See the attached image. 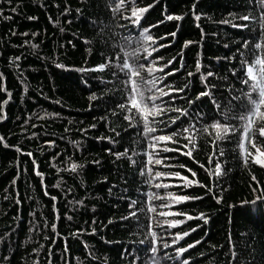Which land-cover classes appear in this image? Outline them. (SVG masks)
<instances>
[{
	"label": "trees",
	"instance_id": "1",
	"mask_svg": "<svg viewBox=\"0 0 264 264\" xmlns=\"http://www.w3.org/2000/svg\"><path fill=\"white\" fill-rule=\"evenodd\" d=\"M131 2L129 0V8ZM135 2L137 7L153 5L142 14L137 24L126 19L127 12L110 10L109 0H12L11 5L0 0V8L3 9L0 12V73L4 75L5 87L12 93L11 100L5 105L7 119L0 121V136L5 137L10 145H19L24 151H31L37 160V170L44 174L42 185L41 177L33 171L31 158L0 144V264H32L33 260L48 264L49 246L53 249L54 264H65L70 257L71 264H129L130 257H122L121 253L142 246L138 244L140 233L135 219H121L129 211V201L123 197L130 195L136 198L142 191L159 195L171 191L204 196L202 200L176 204L172 210H183L192 216L203 212L209 217L208 222L192 219L171 230L196 229L184 241L202 240L201 245L189 250L193 259H200L201 252L209 254L201 264H229L232 259L229 238L236 253L235 264H264V201L251 203L256 195L252 176L264 183V168L251 160L247 164L242 161L239 136L232 134L230 140L223 142L221 147L225 155L217 157L224 162L223 174L214 178L216 195L221 197L220 204L212 199L211 194L205 195V190L198 186L182 187L183 182L178 178L161 181L172 185L168 189L148 188L141 183L138 173V167L142 166L139 165L143 159L141 156L137 157L138 167L134 170L126 158H117L106 151H122L134 134L121 140L109 131L107 124L110 121L114 127L125 123L122 117L119 121L115 118H110V121L101 119L110 117L106 108L112 105L107 98L113 93L106 89H111L112 85H106L104 81L111 79V71L91 70L113 51V41L118 48L122 37L132 36L135 39L138 29L152 25L150 34L156 38L157 45H164L153 53V57H162L155 63L163 66L176 57L175 67L181 68L183 64L181 71L166 79L176 86L188 84L194 98L195 92L203 89L195 71L199 58L202 71L211 69L216 73L209 78L210 82L218 85L214 90L218 99L219 93L223 92V102L227 103L229 92L225 85L235 81L237 95L244 88L232 75V69H236L241 79L245 78L236 49L241 36L247 38L248 33L221 22L240 23L238 17L244 14L247 0ZM13 7L17 8L16 12H11ZM194 13L199 15V19L194 17ZM166 14L182 19L166 20ZM5 16H11V19H5ZM13 30L16 35H12ZM25 40L30 43L25 45ZM185 41L194 43L185 47ZM32 43L36 44L35 49L31 47ZM17 55L22 57L18 62L19 68L9 64V58ZM233 56L235 60L227 59ZM248 58L251 59V56ZM57 64L63 67L58 68ZM171 67L169 65L165 71ZM140 71L147 75L146 70ZM188 71H192L194 76L188 77ZM132 83L129 76L130 87ZM121 86L122 82L117 80L116 87ZM91 93H95L97 99L90 101ZM5 96V93H0V99ZM115 98L119 99V93L115 94ZM202 99L211 109L209 98ZM242 103H247L246 97ZM25 118L30 120L28 125H23ZM33 123L37 128L31 127ZM92 124L96 127L90 128ZM237 127L242 130L239 122ZM65 128L70 131L65 132ZM117 130L123 134V129L117 127ZM31 132H36L37 136L30 138ZM103 137H112L116 143ZM46 140L55 141V146L44 144ZM209 151L211 146L201 139L199 150L194 154L207 165ZM56 153L60 155L56 156ZM161 155L175 157L167 163L186 162L197 171L201 182L209 183L204 169L187 157L178 153ZM53 156H56L55 160ZM73 161L79 166L77 173H57L50 166L54 163L63 169ZM176 170L190 175L183 169L154 166V171ZM45 190L49 196L44 195ZM51 195L57 197L55 202L51 201ZM16 198L21 200L20 205L15 204ZM162 202L167 203V199L153 201L157 206ZM53 204L56 205L55 211ZM29 213L33 215L29 216ZM68 215L73 217L71 221L67 219ZM172 218L183 219L179 216ZM36 221H39V231L34 228L29 232ZM53 222L57 224L59 237L51 230ZM140 223H145L142 214ZM80 228L85 231L73 237L71 233ZM93 228L95 233H92ZM44 235H48L49 240L45 241ZM53 240L56 243H52ZM85 243L97 259L89 258ZM41 244L45 247L40 248ZM65 244L69 253L63 251ZM33 248L39 249L41 254L34 255ZM5 255L9 257L8 261L3 260Z\"/></svg>",
	"mask_w": 264,
	"mask_h": 264
},
{
	"label": "snow or ice",
	"instance_id": "2",
	"mask_svg": "<svg viewBox=\"0 0 264 264\" xmlns=\"http://www.w3.org/2000/svg\"><path fill=\"white\" fill-rule=\"evenodd\" d=\"M4 2L9 5L12 4V0H4ZM128 4L129 0H109L110 10L116 13L127 12L126 19L130 20L132 24H137L141 20L142 14L153 6L137 7L135 0H132L130 8ZM247 5L244 14L238 17L240 23L221 22L231 24L233 28L248 33L247 38L241 36L240 44L236 49L242 61V71L245 78L241 79L236 69H232V75L244 88L237 95L234 91L235 81L225 85L229 92L227 103L223 102V92L219 93L220 98L218 99L217 93L214 91L218 88V85L210 82L209 78L216 76V73L211 69L206 72L202 71L199 58L195 63V71L199 74L203 89L196 91L194 98L188 90V84L176 86L172 81L166 79L167 77H174L177 72L181 71L183 64H181V68H176L174 65L176 57L168 60L163 66L155 63L157 59H162V57H153V53L164 45H157L156 38L150 34V29L154 27L152 25L138 29V36L135 39L132 36L122 37L118 48L115 47L116 41H113V51L109 52L101 63L91 69L101 72H104L105 69L111 71V79L104 81L106 85H112L111 89H106V91L113 93V96L107 98L112 105V107L106 108V111L110 113V117H101V119L110 121V118H115L116 121H119L122 117L124 124H118L116 127L113 126L111 121L107 124L109 131L121 140L134 134V138L122 151H112L111 149H106V151L117 158H126L134 170H137L138 167L137 157L141 156L143 159L139 161V165L142 166L138 167V173L141 177V183L147 185L148 188L168 189L172 185L161 181L168 178H178L183 182L182 187L198 186L205 190V195L211 194L212 199L220 204L221 197L216 195V179L214 178H219L223 174L224 162L217 157L225 155L221 144L230 140L232 134H236L240 138L238 147L242 161L247 164L251 160L252 163L264 168V0H247ZM193 7H195V4ZM10 10L16 12L17 8L13 7ZM2 11L3 9L0 8V12ZM67 11L68 8L66 7L65 12ZM194 17L199 19V15L196 13H194ZM4 18L11 19V16H5ZM28 18L30 20L36 19L35 17ZM165 19L180 20L182 17L166 14ZM12 35H16L14 30ZM21 35H27V33H21ZM32 35L35 36L36 34L32 33ZM172 35L174 36L175 33H172ZM201 37L203 38V32ZM29 43L27 40L24 41L25 45ZM191 43H194V41H185L184 46L187 47ZM31 47L35 49L37 46L32 43ZM225 47H228V45H225ZM249 49H251L250 53ZM249 55L251 59L248 58ZM21 59L22 57L19 55L10 57L9 64L19 68L18 62ZM227 59L235 60L236 57L233 56ZM169 65L172 67L165 71ZM56 67L63 66L57 64ZM116 69H119V71ZM141 69L147 71L146 76L140 71ZM129 76H131L133 82L131 87L128 84ZM187 76L193 77L194 73L188 71ZM4 79V75L0 73V93L6 94L5 98L0 99V121L7 119L5 105L12 98V93L8 91L3 83ZM117 80L122 82L121 87H116ZM116 93H119V99L115 98ZM205 97L211 101V109L206 107V101L202 99ZM245 97L247 103H242ZM95 99H97L96 94L91 93L89 100ZM237 122H239V128L242 130H238ZM29 123V118L23 120V125ZM31 127L35 129L37 125L33 123ZM89 127L95 128L96 125L92 124ZM117 127L123 129V134L117 130ZM23 130L22 126L21 131ZM68 131L70 129L65 128V132ZM36 136V132L30 133V138ZM103 139H107L113 144L116 143V140L112 137H103ZM201 139H204L211 146V151L207 155V165L201 163L194 154L199 150ZM0 144H3L5 148H13L20 155L31 158L33 171L41 177L43 185L44 174L37 170V160L31 151H24L19 145L8 144L3 136H0ZM44 144L54 147L55 141L46 140ZM161 153H178L187 157L199 168L204 169L208 175L209 183L201 182L197 178V171L189 167L186 162L167 163L166 161H172L175 157L161 155ZM59 155V153H56V156ZM56 156H53L52 159L55 160ZM50 166L57 173L61 171L77 173L79 167L74 161L67 163L63 169L54 163ZM154 166L163 169L179 168L190 175L178 170L154 171ZM252 180L255 181L252 187L256 195L251 203L264 201V183H260L255 176H252ZM154 181L156 182L154 183ZM15 182L14 179L13 184ZM57 186L53 185V187ZM44 195L49 196L47 190H45ZM123 198L129 201L127 204L129 211L121 219H135L136 227L140 233L138 244L142 246L131 252L126 249L121 253L122 257H130L129 264H201V261L208 257L209 254L201 252L200 259H193L192 253L189 251L195 249L197 245H201L202 240H193L191 243L184 241L185 237H189L190 233L196 230L195 228L189 227L187 231H171L172 229H178L180 225L192 219L208 222L209 217L203 212L192 216L183 210H172L176 204L202 200L204 196L175 194L171 191L159 195L151 191H142L136 198H132L130 195ZM50 199L55 202L57 197L51 195ZM157 199L161 201L167 199V203L162 202L157 206L153 203ZM76 203L82 204L83 201H76ZM138 203L139 207H137ZM15 204L20 205L21 200L16 198ZM53 210H56L55 204H53ZM141 214L145 217L143 225L140 223ZM32 215V213H29V216ZM178 216L183 217V219L172 218ZM67 219L71 221L73 217L68 215ZM109 223H111V220ZM45 224H47L46 221ZM50 227L56 237H59L57 224L53 222ZM34 228L39 231V221L34 223V227L29 228V232H32ZM84 231L85 229L80 228L72 232L71 235L78 237ZM95 232L96 229L93 228L92 233ZM43 238L45 241L49 240L48 235H44ZM181 241H184V243H180ZM52 243H56V241L53 240ZM39 247L44 248L45 245L41 244ZM229 247L232 256L229 264H235L236 253L233 250L230 238ZM84 248L91 260L97 259L86 243ZM63 251L69 253L67 244H65ZM32 253L36 256L41 254L37 248H33ZM3 260L8 261L9 257L7 255L3 256ZM32 264H40V262L33 260ZM48 264H54L53 249L50 246L48 248ZM65 264H71V257Z\"/></svg>",
	"mask_w": 264,
	"mask_h": 264
}]
</instances>
